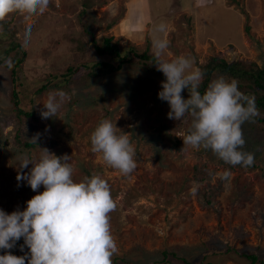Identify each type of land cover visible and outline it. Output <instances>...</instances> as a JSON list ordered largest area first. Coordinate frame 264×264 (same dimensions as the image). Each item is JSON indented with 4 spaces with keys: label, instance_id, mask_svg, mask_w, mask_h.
Instances as JSON below:
<instances>
[{
    "label": "rangeland",
    "instance_id": "1",
    "mask_svg": "<svg viewBox=\"0 0 264 264\" xmlns=\"http://www.w3.org/2000/svg\"><path fill=\"white\" fill-rule=\"evenodd\" d=\"M93 2L91 31L96 37H111L119 48L133 46L137 53L154 55L153 41L165 38L170 41L161 57L165 60L191 57L199 67L215 55L227 62L264 64V0H138L134 8L139 15L128 11L129 0ZM79 10L80 0H49L43 13L27 17L14 12L4 20L15 33L0 43V50L14 40L24 51V61L15 70L17 100L32 114H15L9 70L0 65V209L23 211L37 194L16 180L18 157L27 153L37 158L38 147L53 140L55 146L48 150L71 156L75 182L98 174L110 186L117 204L110 213L118 247L113 264H249L244 256L251 254L256 264H264V130L256 123L242 126L243 150L254 154V164L233 167L210 150L183 146L190 128L183 119L167 118L169 106L157 95L161 82L138 65H123L88 81L75 77L67 89L47 87L33 94L48 75L61 74L69 64L108 60L90 48L77 52L66 39L80 32ZM161 23L166 25L164 33L156 31ZM58 91L71 100L64 102L57 118L42 119L44 103ZM104 119L126 133L135 149L137 166L127 176L91 150L90 135ZM37 134V146L16 147L12 142L17 136L31 143ZM194 165L205 167L211 177L193 182ZM208 192L212 194L206 204L203 194ZM20 247L13 255L26 254Z\"/></svg>",
    "mask_w": 264,
    "mask_h": 264
},
{
    "label": "clouds",
    "instance_id": "2",
    "mask_svg": "<svg viewBox=\"0 0 264 264\" xmlns=\"http://www.w3.org/2000/svg\"><path fill=\"white\" fill-rule=\"evenodd\" d=\"M49 0H0V21L14 12L27 17L43 13ZM164 33L166 25L156 26ZM170 46L165 38L153 41L155 67L162 72L158 98L167 102V118L181 121L191 119V127L183 137V146L210 150L230 166L251 167L254 154L244 151L245 123L254 122L260 115L254 95L239 90L236 79L223 75L213 79L203 93L200 91L204 71L195 67L191 57L179 56L173 60L161 57ZM12 68L11 60L6 61ZM187 90L188 96L182 93ZM66 100L64 91L50 94L43 105L42 119L57 118ZM39 135L29 141L37 146ZM91 150L100 153L105 164L129 175L137 166L135 149L129 136L108 119L99 122L90 135ZM39 148V156L27 153L18 157L16 180L25 181L37 194L26 201L23 211L5 213L0 209V264H113L118 252L111 232L110 213L117 204L108 182L100 175L85 176L80 182L73 179L71 156H57L47 148ZM31 165L28 173L23 170ZM230 173L225 170L224 177ZM43 187V191L39 189ZM23 238L20 250L28 252L16 256L11 250Z\"/></svg>",
    "mask_w": 264,
    "mask_h": 264
},
{
    "label": "trees",
    "instance_id": "3",
    "mask_svg": "<svg viewBox=\"0 0 264 264\" xmlns=\"http://www.w3.org/2000/svg\"><path fill=\"white\" fill-rule=\"evenodd\" d=\"M94 5L93 0H80V10L77 14L76 22L80 28L79 34L75 37L67 36L66 39L74 43V49L77 52H83L87 48H90L95 55L98 57H108V60H97L91 63H72L66 66L65 70L61 74L48 75L47 78L42 83L33 94H37L47 87H57L61 89H67V84L70 83L75 77L79 80L88 81L92 79H98L110 75L116 71H119L123 65H138L141 71L145 74L155 76L160 82L165 80L162 72L158 71L154 65L155 57L154 55L147 54L146 50L141 53H137L133 46H126L125 48H119L118 44L112 40L111 37L101 36L96 37L90 29V8ZM8 21H0V43L2 41L11 39L15 31L13 28H8ZM247 27L245 30L247 31ZM12 52V55L9 54ZM25 53L21 47L13 40L7 43V46L0 50V65L4 66L9 70V76L11 79V102L14 106V111L17 116L23 115L25 117L31 116L32 111L26 110L27 108H20L18 105L17 96L20 94L16 89L17 78L15 76V70L24 61ZM11 60L12 68L7 67L6 62ZM202 71H204V80L201 84L200 91L203 93L207 88L208 84L219 75H223L226 79H236L239 82V90L245 94L254 95L256 98V105L259 109L260 115L254 120V123L258 125L259 129L264 130V64L261 66L256 65L253 62H243L241 60H236L232 62H227L224 59L211 55L209 56L205 63L200 65ZM182 95L187 98L188 93L185 90ZM28 103L30 101V96L27 98ZM30 111V112H29ZM183 125L191 127V119L185 117L183 119ZM71 129L68 128V133L65 138H70ZM16 147L30 148L33 146L25 140H20L17 136H14L12 140ZM44 148H51L55 146V141H50L48 143L42 144ZM211 177V172H209L203 166L194 165L192 168L191 180L195 183H202ZM212 192L203 194L204 203H209V198ZM23 238L17 241L14 250L18 246L23 245ZM26 253L28 252L27 247H24ZM4 254V250H0V255ZM162 257L166 256V252H160ZM170 256H175L173 253H169ZM246 259L249 260V264H256L257 257L255 255H245ZM182 261H184L182 259ZM116 262V261H115ZM114 262V264H116ZM125 264H131L129 262L123 261ZM258 264H261L260 262Z\"/></svg>",
    "mask_w": 264,
    "mask_h": 264
},
{
    "label": "crops",
    "instance_id": "4",
    "mask_svg": "<svg viewBox=\"0 0 264 264\" xmlns=\"http://www.w3.org/2000/svg\"><path fill=\"white\" fill-rule=\"evenodd\" d=\"M138 0H129L127 6H129L127 9L129 12H131L132 15H139V12L137 11V9L134 8V4L137 2Z\"/></svg>",
    "mask_w": 264,
    "mask_h": 264
}]
</instances>
